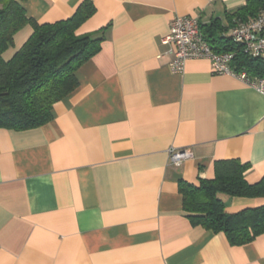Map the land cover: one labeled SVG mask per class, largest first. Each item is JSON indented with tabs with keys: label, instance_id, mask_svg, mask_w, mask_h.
I'll return each mask as SVG.
<instances>
[{
	"label": "crops",
	"instance_id": "obj_1",
	"mask_svg": "<svg viewBox=\"0 0 264 264\" xmlns=\"http://www.w3.org/2000/svg\"><path fill=\"white\" fill-rule=\"evenodd\" d=\"M18 1L53 23L84 0ZM90 1L76 33L103 40L77 87L46 124L0 128V264H264V233L231 245L190 222L178 189L212 178L216 160L248 163V183L264 175V94L204 58L173 72L165 41L175 16L218 19L229 38L226 14L246 0ZM31 33L20 29L3 57ZM171 149L192 156L173 164ZM218 196L229 213L263 202Z\"/></svg>",
	"mask_w": 264,
	"mask_h": 264
},
{
	"label": "trees",
	"instance_id": "obj_2",
	"mask_svg": "<svg viewBox=\"0 0 264 264\" xmlns=\"http://www.w3.org/2000/svg\"><path fill=\"white\" fill-rule=\"evenodd\" d=\"M264 9V0H246L227 12L229 25L255 18ZM95 11L84 0L69 18L38 23L27 17L18 0H0V128L27 130L42 126L52 118L53 104L78 84L76 70L100 50L102 36L77 34V28ZM32 33L9 59L3 54L13 46L14 35L25 25ZM218 19L200 24L203 39L216 53L231 52V67L251 78L264 77V58L252 57L230 38L218 36ZM249 167L237 159L216 160L212 178H199L197 184L180 181L183 211L193 225L222 232L231 245L252 241L264 233V175L248 183ZM261 198L263 202L237 212L225 211L219 194Z\"/></svg>",
	"mask_w": 264,
	"mask_h": 264
},
{
	"label": "built area",
	"instance_id": "obj_3",
	"mask_svg": "<svg viewBox=\"0 0 264 264\" xmlns=\"http://www.w3.org/2000/svg\"><path fill=\"white\" fill-rule=\"evenodd\" d=\"M229 38L240 44L243 52L249 56L264 58V9L253 19L244 23H236ZM165 41L172 48L173 58L169 66L173 72L181 73L185 63L190 59L204 58L210 61L215 73L235 76L259 93L264 94V77L251 78L244 71L235 72L230 65L234 54L214 52L203 39L197 18L175 16L170 23ZM191 156L187 149H171L169 162L179 164Z\"/></svg>",
	"mask_w": 264,
	"mask_h": 264
}]
</instances>
